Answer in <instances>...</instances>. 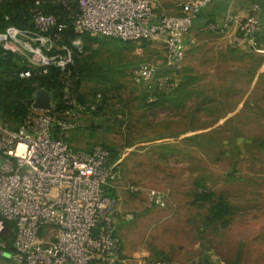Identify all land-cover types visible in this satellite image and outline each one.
<instances>
[{
  "label": "rangeland",
  "instance_id": "374dc122",
  "mask_svg": "<svg viewBox=\"0 0 264 264\" xmlns=\"http://www.w3.org/2000/svg\"><path fill=\"white\" fill-rule=\"evenodd\" d=\"M181 1L155 0L158 14L178 12ZM254 4L264 11V0H230L221 2L219 10L216 4L205 8L192 28L186 59L173 70L165 66L160 41L125 44L98 36L84 41L79 60L96 75L84 78L81 94L97 105L102 97L93 102L94 95L102 92L107 107L90 116L85 129L72 132L68 142L72 150L108 145L118 153L119 179L110 195L120 221L115 220L117 234L121 229L132 264H139L136 251L170 256L179 246L184 254L199 253L200 259L201 251H209L213 260L226 264H264V73L249 92L264 65V35L256 46L232 49L234 30L197 32L215 13L221 26L227 16L242 21ZM218 47H227L233 62L212 73L211 50ZM145 65L181 84L194 78V96L178 105L181 92L162 96L154 82H135L133 71ZM148 94L155 95L153 102L158 98L157 107L146 106ZM198 191L231 203L228 224L206 231L208 205L194 204ZM154 193L164 197L162 209L152 201Z\"/></svg>",
  "mask_w": 264,
  "mask_h": 264
},
{
  "label": "built area",
  "instance_id": "2783aa9c",
  "mask_svg": "<svg viewBox=\"0 0 264 264\" xmlns=\"http://www.w3.org/2000/svg\"><path fill=\"white\" fill-rule=\"evenodd\" d=\"M230 0H183L178 12L159 15L155 0H0V58L14 54L27 70L20 79L57 66L64 73L84 54L81 36L116 38L123 42L160 41L165 66H180L187 56V38L202 11ZM234 1V0H231ZM26 7L22 27L11 23L10 8ZM58 8V11L52 9ZM261 7L254 4L241 21L227 16L221 26L211 22L202 32L228 34L230 48L256 46L264 35ZM29 17V20H27ZM72 27L81 35L62 42ZM135 82H154L162 93H172L178 82L167 73L159 76L145 65L133 71ZM65 109L55 100L51 111L30 108L18 130L0 120V264H123L115 224V198L107 194L119 179L118 163L102 145L88 152L72 150L65 138L85 129L97 105H83L74 81L67 77ZM90 107V108H89ZM60 130V138L52 134ZM156 207H165L164 197L153 194ZM14 223L13 250L3 239L8 223ZM140 264H164L148 256Z\"/></svg>",
  "mask_w": 264,
  "mask_h": 264
},
{
  "label": "trees",
  "instance_id": "16d2710c",
  "mask_svg": "<svg viewBox=\"0 0 264 264\" xmlns=\"http://www.w3.org/2000/svg\"><path fill=\"white\" fill-rule=\"evenodd\" d=\"M6 8H10L8 9L9 13H11V10L14 11V15L13 13L11 14V23L22 27L25 22H22L20 19L21 17L26 15V7L21 5H13L12 7L8 6ZM52 11H58V8H53ZM261 18H264L263 10L261 12ZM27 20H29V17H27ZM80 36L81 35L77 34L70 26L62 34V42L70 45L71 40L76 39ZM81 37L87 43L96 41V39H92L89 34ZM21 70H27V68L21 64L20 59L16 57V55L9 54L6 58H0V120L3 124H6L8 126L9 124H13L14 126H9L12 130H18L25 118L31 113L30 108L33 103L34 95L40 89L51 92L54 95V100L57 108L60 110L65 109L67 107V104L64 101V89L66 87L67 77H70L74 81L79 101L83 105L92 104L81 94L80 91V87L84 78H91L96 75L95 71L88 68L85 61L83 62L79 59H76L75 64L69 65L65 73L57 66H50L46 69V73L44 72L45 70H39L35 72L34 75L29 79L19 78L18 74ZM194 82V78L186 77V81L184 82V84L178 83L177 89L173 91V95L177 92H181V95L183 96V100H180L178 102V105L184 103V101L194 96V91L190 88L191 85L194 84ZM161 94L162 96L167 95L166 93L162 92ZM98 96H100L99 98L102 97V100L101 102L99 101L100 103L98 102L97 111L93 112V116H98L101 110L104 109L103 106L107 107V98L103 96L102 92H98L96 93V95H94L95 100L93 102L96 101ZM154 96L155 95L150 94L145 95L144 102L146 103V106L148 108H154L159 105V102H157L158 98L156 101H152L151 98ZM149 100H151V102ZM116 111H120L119 108H116ZM52 134L55 138H60V130L58 128L54 127ZM65 141L69 144L68 138H65ZM102 146L110 153V163L114 164L115 162H117L118 153H116V151L108 145ZM111 189L112 188L107 190V194L110 197L112 196L110 195L111 192H114V190ZM214 195L215 194L210 191H198L193 195L196 203H201L204 207L208 205V215L204 219L205 222H207V224L205 225L213 226L221 223L228 224L231 215L233 214V206L225 198H216ZM7 227L8 233L3 239L8 243L9 250L12 251V240L14 237V232L12 231V229L14 228V223L9 222Z\"/></svg>",
  "mask_w": 264,
  "mask_h": 264
},
{
  "label": "crops",
  "instance_id": "0c3cea01",
  "mask_svg": "<svg viewBox=\"0 0 264 264\" xmlns=\"http://www.w3.org/2000/svg\"><path fill=\"white\" fill-rule=\"evenodd\" d=\"M235 1V0H234ZM220 4L221 3H218V4H216L215 6H216V8H217V10H219L220 9ZM218 5V6H217ZM211 6V5H210ZM210 6H208V7H206V8H209ZM214 6V5H213ZM213 6H211V7H213ZM176 12V11H175ZM175 12H173V13H175ZM169 14H172V13H169ZM248 14V13H247ZM214 17H216V13L213 15ZM237 18H238V16L237 15H235ZM200 17V16H199ZM213 17V19H206L205 21L207 22V23H209V22H219L218 20H216L215 18ZM206 22H205V24H206ZM205 24H203V25H205ZM203 25H201L200 27H199V29H198V33L199 34H202L203 32L201 31V27L203 26ZM191 31H192V29H191ZM191 31H190V34L188 35V38H187V46H188V44H189V41L191 40V38H189V37H192V36H194V34L193 33H191ZM193 34V35H192ZM204 34V33H203ZM249 47H251V46H249ZM253 48H255V47H253ZM187 51H188V48H187ZM211 51H213L212 53H211V55H213V58H214V62H215V65L214 66H212V70H211V72L212 73H216L217 72V69H220V66H222V65H224V66H228L229 65V63L231 64L232 62H233V60H231V59H229V57H227V55H228V53H229V50H228V48L226 47L225 48V50L223 49V47L222 48H220V47H218L217 49H213V50H211ZM216 53V54H215ZM219 53H220V56H219ZM212 58V59H213ZM234 68H233V66H232V71L233 72H235V70H233ZM236 69V68H235ZM239 70V69H238ZM262 73H264V65L261 67V69L259 68V70L257 71V76H256V78H255V80H254V84H252L251 86H250V88H249V92H252L253 90H255V86H256V84H257V82H258V76L260 75V74H262ZM178 74H180L179 72H178ZM259 74V75H258ZM180 76V75H179ZM179 83H180V81H179ZM167 95H169V96H174L173 95V92L172 93H169V94H167ZM164 138V137H163ZM119 161H117V163H118ZM111 190H114V188H112ZM194 204H196V205H198V203H195L194 202ZM199 204H201V203H199ZM202 205V204H201ZM206 208H208V206H206ZM162 209V208H161ZM118 210H116V216H115V220H117V212ZM207 213H206V216H204V219L207 217V215H208V211H206ZM127 219V218H126ZM128 219H130V218H128ZM118 222L117 223H120V221L119 220H117ZM205 224H207V222H205V220H204V225ZM216 225H213V226H206L205 225V228H206V231L207 230H211V228H214ZM119 230V229H118ZM119 234V235H118ZM117 234V237H118V239H119V242H120V246H121V252H122V258H123V260H124V263L123 264H132L131 262V259L130 258H128L127 257V255L128 254H130V253H132L131 252V250H129V249H127V248H124V244H123V233L121 232V229H120V231H119V233ZM178 253H176V254H174L173 253V255H170V256H165V253H161V254H158L157 255V257H152V256H150V254L149 253H146V252H135V253H133V255L137 258V260H138V263L140 264V257H142V256H148V257H151V258H153V259H156V260H159V259H161L162 261H163V263L164 264H226V263H224L222 260L220 261V260H213V258H212V254H210L209 253V251L208 252H205V251H201L202 252V258L200 259V254L199 253H197L196 251V253H188V254H184V251H183V249H182V247L181 246H179V248H178ZM227 262H228V264H230L229 263V260H227Z\"/></svg>",
  "mask_w": 264,
  "mask_h": 264
},
{
  "label": "water",
  "instance_id": "95a60500",
  "mask_svg": "<svg viewBox=\"0 0 264 264\" xmlns=\"http://www.w3.org/2000/svg\"><path fill=\"white\" fill-rule=\"evenodd\" d=\"M54 95L44 89L38 90L33 99V108L39 111H51L53 108Z\"/></svg>",
  "mask_w": 264,
  "mask_h": 264
}]
</instances>
